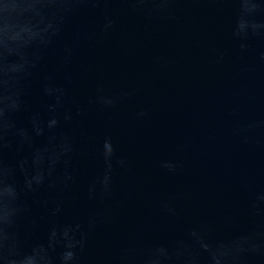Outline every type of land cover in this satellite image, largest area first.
Listing matches in <instances>:
<instances>
[{"label": "water", "instance_id": "95a60500", "mask_svg": "<svg viewBox=\"0 0 264 264\" xmlns=\"http://www.w3.org/2000/svg\"><path fill=\"white\" fill-rule=\"evenodd\" d=\"M72 2L0 0V264H264V0Z\"/></svg>", "mask_w": 264, "mask_h": 264}, {"label": "clouds", "instance_id": "9594fccd", "mask_svg": "<svg viewBox=\"0 0 264 264\" xmlns=\"http://www.w3.org/2000/svg\"><path fill=\"white\" fill-rule=\"evenodd\" d=\"M106 3H107V0H73L72 7L74 9H79V8L83 7V8L95 10V9L100 8L101 5H104ZM110 26H111V22H109V24H108V27H110ZM119 164H120V166L123 169H126V167H127V161L125 159L120 160L119 161ZM91 227L94 228L95 227V223H93L91 225ZM86 245H87V236H85L80 241V244H79L80 251H83L84 248L86 247ZM71 256L73 258H75V253H72Z\"/></svg>", "mask_w": 264, "mask_h": 264}]
</instances>
